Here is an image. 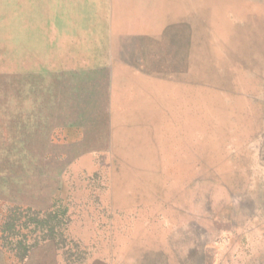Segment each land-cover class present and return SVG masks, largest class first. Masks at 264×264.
<instances>
[{"label": "rangeland", "instance_id": "rangeland-1", "mask_svg": "<svg viewBox=\"0 0 264 264\" xmlns=\"http://www.w3.org/2000/svg\"><path fill=\"white\" fill-rule=\"evenodd\" d=\"M0 264H264V0H0Z\"/></svg>", "mask_w": 264, "mask_h": 264}, {"label": "trees", "instance_id": "trees-1", "mask_svg": "<svg viewBox=\"0 0 264 264\" xmlns=\"http://www.w3.org/2000/svg\"><path fill=\"white\" fill-rule=\"evenodd\" d=\"M34 213H40V211H34ZM15 221H16L15 217L9 216L7 218V221H6L7 224L6 225H7V228L10 231H13L15 229V227H16V222ZM22 225H24V224H22ZM54 226L55 225H53L52 227L48 228V230L54 228ZM41 232H43V228L41 229ZM45 237H47V233L42 234V238H45ZM23 240L19 239V240L16 241V246H17V248H16V257L19 258V260H22L25 257L27 249H28V245L25 243V240L24 241ZM34 244L35 243H33V245Z\"/></svg>", "mask_w": 264, "mask_h": 264}]
</instances>
